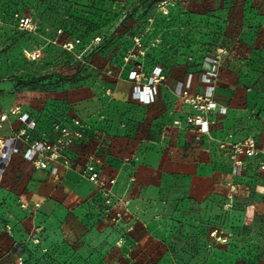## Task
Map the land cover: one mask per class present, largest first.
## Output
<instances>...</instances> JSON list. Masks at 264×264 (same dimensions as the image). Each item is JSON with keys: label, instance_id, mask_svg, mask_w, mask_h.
Instances as JSON below:
<instances>
[{"label": "rangeland", "instance_id": "obj_1", "mask_svg": "<svg viewBox=\"0 0 264 264\" xmlns=\"http://www.w3.org/2000/svg\"><path fill=\"white\" fill-rule=\"evenodd\" d=\"M23 16L33 18L32 32L21 28ZM70 42L78 44L71 49ZM36 50L41 58L33 61L29 53ZM215 65L217 87L243 93L247 114L240 117L251 129L252 120L264 119V0H0V105L10 99L44 125L81 120L100 161L133 160L152 144L188 150L204 143L199 128L187 123L200 113L179 88L190 76L202 83ZM133 71L143 78L131 80ZM157 71L165 80L156 102L144 105L135 88ZM124 82L130 86L118 100ZM222 109L227 113L218 104L204 115L210 141L217 124L210 118ZM227 136L217 140L228 161L209 195L164 209L157 226L140 221L129 203L120 208L123 221H111L122 226L117 247L125 251L117 264H264V172L258 159L242 156L235 175L230 149L221 145L230 136L233 143L244 139ZM97 209L110 219L101 202ZM46 264L103 263L75 252Z\"/></svg>", "mask_w": 264, "mask_h": 264}, {"label": "crops", "instance_id": "obj_2", "mask_svg": "<svg viewBox=\"0 0 264 264\" xmlns=\"http://www.w3.org/2000/svg\"><path fill=\"white\" fill-rule=\"evenodd\" d=\"M129 86L124 82L119 88L118 100L126 96ZM203 87L194 78L191 96L202 93ZM243 96L233 87L218 85L216 101L227 108V113L217 111L211 116L210 120L217 123L211 127L212 141L203 135L204 143L192 142L188 150L152 144L133 160L102 159V174L116 178L115 196L127 201L140 221L157 226L164 223L158 216L164 209L171 211L183 199L209 195L221 181L223 164L228 161V154L218 149L217 140L228 134L235 141L253 136L264 148V119L252 120L251 129L244 130L245 121L240 117L247 114ZM13 107L10 99L3 100L0 114ZM22 128L18 117L11 116L5 123L0 119V139L14 137ZM186 142L191 140H183V144ZM98 192L77 169L59 166L55 177L36 169L22 154L13 156L0 169V264H16L20 256L28 264H46L52 257L60 259L64 253L75 252L98 263L117 264L125 251L117 247L122 226L100 218ZM140 231L138 228L134 235Z\"/></svg>", "mask_w": 264, "mask_h": 264}, {"label": "built area", "instance_id": "obj_3", "mask_svg": "<svg viewBox=\"0 0 264 264\" xmlns=\"http://www.w3.org/2000/svg\"><path fill=\"white\" fill-rule=\"evenodd\" d=\"M180 1V0H179ZM185 1V0H181ZM20 26L24 31L32 32L35 29L33 18L23 16L20 19ZM78 43H67L73 49ZM135 46L142 49V39H135ZM33 61L41 58L40 50L29 53ZM218 64L217 61H215ZM217 65L207 71L202 77V83L206 86L202 94L191 96L192 76L189 77L186 85L181 84L179 93L188 102L194 104L195 110L200 113L196 116H189L187 123L198 127L201 135L210 134L209 121L204 115L211 111H216L218 104L214 100L218 79ZM142 75L133 71L131 80L139 81ZM165 80L161 71H157L151 76L144 85L139 84L135 88L134 97L140 103L149 105L156 102L159 93V84ZM221 113L225 114L226 109ZM11 116H17L23 124V128L16 136L0 139V169H2L9 160L17 155L30 161L36 169L49 171L53 176H58V167L63 166L67 169H77L84 179L96 187L99 191L101 206L112 222L118 223L122 220L126 212L123 209L128 206V202L118 199L113 187L116 184V178L105 177L100 169V160L96 154L89 149L88 135L84 123L79 119H74L68 125L56 123L50 132H44L38 139H32V132L36 130L37 123L31 116L22 111L20 107H15L10 112L1 116V122L5 123ZM25 144V148L22 145ZM222 148H229L232 160L235 166L234 174L237 175L243 170L244 162L242 156L259 160V168L264 172V148L258 145L254 137H247L242 142L232 141V136L221 145ZM120 210V211H119ZM122 241V240H121ZM120 241V242H121ZM16 264H26L25 258H17Z\"/></svg>", "mask_w": 264, "mask_h": 264}, {"label": "trees", "instance_id": "obj_4", "mask_svg": "<svg viewBox=\"0 0 264 264\" xmlns=\"http://www.w3.org/2000/svg\"><path fill=\"white\" fill-rule=\"evenodd\" d=\"M31 118H33L37 123L36 130L31 133L32 139H38L42 133L50 132V130L52 129L54 124L60 123V121L56 120L54 122H51L50 125H44L43 121H41L40 119L32 117V116H31ZM25 261H26V264H28V261L26 259H25Z\"/></svg>", "mask_w": 264, "mask_h": 264}]
</instances>
